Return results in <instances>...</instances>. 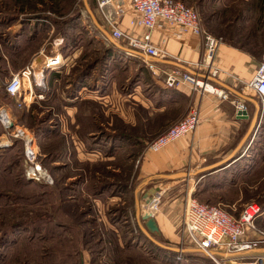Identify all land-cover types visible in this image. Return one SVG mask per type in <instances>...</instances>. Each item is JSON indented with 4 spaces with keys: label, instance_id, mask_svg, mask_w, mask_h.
I'll list each match as a JSON object with an SVG mask.
<instances>
[{
    "label": "rangeland",
    "instance_id": "1",
    "mask_svg": "<svg viewBox=\"0 0 264 264\" xmlns=\"http://www.w3.org/2000/svg\"><path fill=\"white\" fill-rule=\"evenodd\" d=\"M173 1H180L195 11L208 33L221 41L241 46L254 56L257 65L261 62L264 56V3H259L260 0ZM85 2L99 26L106 25L96 0ZM75 13L79 18L73 26L63 23ZM9 15H16L11 16L16 19L8 17L13 20L8 21ZM0 18V104L10 107L13 119L29 133L36 130L39 116L45 117L43 121L49 117L40 127L50 128L48 133L43 130L38 139L32 135L37 152L35 164L39 166L42 182H30L26 178L19 144L12 140L7 147L0 148V264H76L78 259L81 264H124V261L133 264V254H140L137 264H172L170 258L163 260L158 254L147 253L156 249L142 241L137 249L121 252L126 240L135 241L138 235L135 200L140 212L141 207L153 201L155 208L150 216L164 222L165 226L161 227L172 234L170 242H164L157 234L150 237L161 246L179 248V215L189 186V181L144 179L137 173L136 181L132 180L145 144L143 140L139 141L141 129L128 127L123 118L124 110L131 105L127 96L132 89L127 83L133 78L137 64L122 56L124 64L108 69L104 82L98 78L103 74L105 64L103 61L97 63L90 73L94 84L89 89L85 87L80 95L77 93V99L70 100L67 96L71 95L75 72L94 59L98 61L102 50L100 32L84 11L82 0H0ZM54 43L64 58L58 78L54 81V75L45 71L44 75L50 74L51 82L42 99L36 100L31 111L18 112L13 107V99L3 96L2 88L11 74L29 64L32 54L50 49ZM117 108L123 112H118ZM91 112L100 117L96 116L92 122L88 116ZM76 119L87 123L88 128L77 124ZM92 123L100 125V129L95 130ZM256 128L255 135L261 132L259 126ZM114 135L120 136L116 139L119 143H115L116 140L111 143ZM254 141L264 145L262 139L256 137ZM254 141L248 149L254 147ZM92 143L100 144L99 148H92ZM129 156L130 160L126 159ZM92 173L108 185L128 182V186L123 192L116 191L111 195L109 191L103 199H92L86 193L80 194L77 191L80 181L75 182L76 178H87ZM197 181L194 176L197 197H192L195 201L218 207L231 217H236L245 204H264V162L250 175L235 176L236 186L247 188L245 194L226 189L221 192L208 189L202 193V186L207 187L208 182L198 186ZM155 188H158L157 192ZM118 217L124 219L116 222ZM254 227L264 234V210L261 218L255 220ZM257 236L261 237L254 235ZM99 238L103 244H96ZM187 245L183 242V253H194ZM113 251H120L125 257L116 262ZM47 253H52L51 263L45 259ZM41 259H44L43 263L39 262ZM182 264L209 263L185 259Z\"/></svg>",
    "mask_w": 264,
    "mask_h": 264
},
{
    "label": "built area",
    "instance_id": "2",
    "mask_svg": "<svg viewBox=\"0 0 264 264\" xmlns=\"http://www.w3.org/2000/svg\"><path fill=\"white\" fill-rule=\"evenodd\" d=\"M96 3L106 23L104 29L109 33L111 39L129 50L141 52L150 58L160 60L168 58V52L165 49L166 37L160 36L157 43L151 41L152 32L160 30L165 25L173 28L171 34L175 38L179 39L187 35L199 37L202 54L198 66L207 70L208 77L203 75L199 79L185 72H170L164 78L163 84L167 88L189 85L193 89L198 88L205 92L216 93L222 98L225 97L222 91H218L207 82V79L215 77L217 72L213 62L221 39L211 35L201 26L198 14L191 8L186 7L180 1L173 0H96ZM123 15L129 16V26L142 29L138 36L127 34L118 28V20ZM99 34L101 40L107 42L105 36L101 32ZM122 52L123 58L127 61L137 58V55L130 51ZM142 63L147 70L155 73L152 63L145 60ZM63 65V54L54 43L48 53L38 52L26 67L11 74L4 85V92L8 97L18 99L25 84L30 85V82L33 81L38 88L42 87L44 72H59ZM247 87L258 99L259 117H261L264 112V56L254 70ZM41 99V94L34 96V100ZM15 106L20 109L22 103L17 102ZM236 109L244 111L242 105H236ZM198 122L197 111L191 109L167 128L164 133L150 142L146 147L147 152L150 155L159 153L165 147L188 137L196 130ZM0 126L3 131L0 137L1 144H9L12 140L21 144L26 178L42 182L37 169L39 166L35 164L37 152L32 134L27 132L22 125L15 123L10 113L4 108H0ZM27 169L34 171L38 180L29 176ZM184 181L186 183L189 181V186L179 215V242L181 245L178 249L182 250L183 242H187L189 250H197L198 254L204 255L214 264H263V256L245 255L259 249V245L264 244V234L259 233L254 227L255 220L261 218L262 215L260 207L254 203L245 204L237 217H231L218 207L198 204L192 197L194 177H188ZM257 234L261 237L255 238L254 235ZM182 253L183 251L178 252L175 258L180 260Z\"/></svg>",
    "mask_w": 264,
    "mask_h": 264
},
{
    "label": "crops",
    "instance_id": "3",
    "mask_svg": "<svg viewBox=\"0 0 264 264\" xmlns=\"http://www.w3.org/2000/svg\"><path fill=\"white\" fill-rule=\"evenodd\" d=\"M128 18V15H123L118 20V28L127 34L138 36L142 29L129 26ZM28 24L30 23L28 22ZM172 32L173 28L167 25L158 31L152 32V43H157L160 36L166 37L165 49L168 52V58L167 60H146L142 56L137 55L133 62L137 66L142 65L144 67L142 61H149L153 64L155 73L153 74L148 70L150 81L148 83L137 82L133 85L131 93L127 96L131 105L124 110V113H126L125 118L116 113L120 119H126L128 127L141 129L140 136L142 137L139 138V141L143 140L145 151H142V160L138 161L137 174L144 179L147 177L150 179L160 178L163 174L192 173L196 169L225 159L236 149L245 135L249 123L256 112V106L260 107L258 99L247 87L257 67L254 56L243 50L241 46L224 41L220 42L213 62L214 69L217 71L216 75L212 78L213 80L207 79V82L213 88L223 92L224 98L216 93L205 92L198 88L193 89L189 85H182L177 88L164 86L163 80L170 72H185L199 79L203 75L208 77L207 70L198 66L202 54V45L199 37L187 35L178 39L172 36ZM101 42L105 44L103 41ZM50 49L42 51L48 53ZM34 55H31L29 63ZM48 75L50 74L43 75L42 87L38 88L31 81L30 85H26L22 89L20 97L13 99V107L15 108V103H22L20 109L16 108L18 112L22 110L26 112L28 106L34 101V96L38 94L44 95L49 81ZM220 84L225 85L240 96L230 93L221 87ZM153 87H158V90H151ZM83 90L85 89L79 90L77 92L78 95ZM242 97L246 99H242ZM236 105L243 106L248 117L247 120L235 118ZM0 108H4L11 115L10 107L0 104ZM191 109L197 111L199 119L193 134L165 147L159 153L150 155L146 149L147 145ZM119 111L123 112L118 109ZM259 112L260 108L256 126L260 125L264 113L259 117ZM12 120L16 123L13 117ZM248 139L243 143L244 146L242 145L243 150L248 147L249 142L254 140V138L252 141ZM139 141L137 140V142ZM175 180L184 181L185 179L178 177ZM150 211L153 214L154 207L148 208L146 212L150 213ZM154 221L158 229L157 237L164 242H170L172 239L171 231H166L161 227L165 226L164 222L162 224L155 219ZM245 255H260L264 257V247H260Z\"/></svg>",
    "mask_w": 264,
    "mask_h": 264
},
{
    "label": "trees",
    "instance_id": "4",
    "mask_svg": "<svg viewBox=\"0 0 264 264\" xmlns=\"http://www.w3.org/2000/svg\"><path fill=\"white\" fill-rule=\"evenodd\" d=\"M259 3H264V0H260ZM11 16H16V15H9L6 17V19L8 21H11L10 19H16V18H12ZM8 17H11V18L9 19ZM77 18H79V14L75 13L74 15L68 16L66 19H64L63 23H67V24L70 23L71 26H73V24H75ZM102 27L106 28V25H102ZM101 44H102V50H101V55H100V58L98 59V61H97V59H94L93 62L83 65L82 68L77 69V71H76L77 73L75 72L74 76L72 77V83H71V89H70L71 95H70V97L67 96L68 98H70V100L77 99L76 94L79 90H81L82 88H85V87H87V89H89V87L92 84H94V81H95L94 77L91 76L90 73H91V71H93L95 69V66L97 65V63H101V61H103V63L105 64L102 66L103 74H100L99 78H98L99 80H104V82L108 76V72H107L108 69H110L113 65L124 64V62L122 61L123 52L121 50L116 48L111 42H107L106 44H103L101 42ZM135 70H136V72L134 73L133 78L130 79L127 83V87L129 86V88H131V89L133 88V85L136 84L137 82L148 83L150 81V77H149L150 73L142 65H138ZM50 74L54 75V81H55L58 78V74H60V73L50 72ZM50 82H51V80L48 81L47 84H50ZM89 82H91V84L87 85ZM151 90L157 91L158 87H153V88H151ZM2 94L4 97H8L4 92V87L2 88ZM35 102H37V101L34 100L28 106L29 111H31L32 109L35 108V107H33V104ZM88 116H89L90 120H92V122H93V120H96V116L100 117V115L93 114L92 112L89 113ZM43 118L45 119V117L39 116V118L36 119V123H38L36 130L33 129L30 131V133L33 136L35 135L36 138L38 137V135L43 130H45V132H47V133L50 130V128H48V127H45V128L40 127V126L44 125V123L48 120L49 117L46 116V121H43L44 120ZM76 123L81 124L82 126L88 128V124L81 121V119H76ZM93 126H94V124H93ZM94 127H95V130L100 129V125H96ZM259 128L261 129V132L260 133L257 132L255 135V138L257 137L259 140H261V139L264 140V113H263L262 121L259 125ZM2 132L3 131H2V128L0 126V133H2ZM41 134H43V133H41ZM84 137L85 136H83L82 138H84ZM119 137L120 136H116V135L111 136V139H112L111 143L113 141H115L116 139L118 140ZM255 138H254V140H255ZM117 140L115 143H119V141H117ZM13 142L16 144H19V146L21 147V144L18 141L14 140ZM254 142H255V144H254V147H252V149H250V148L248 149V147L246 148V151H248L249 153L242 152V151L237 152L231 160H229L227 163L220 166L219 168H217L213 171L196 174L195 177L199 180V182L197 181L198 186H202V185H200L201 182H208V185H207L208 188L205 187V185H204V186H202L203 188L201 189L200 192H202V193L207 192L208 189H216V190H219L221 192V191H224V189H226L229 191H235V192L237 191L236 194L238 192H239V194H242V193L245 194V191L247 188L244 187V188L239 189V187L236 186L237 184L235 182V176H238V174H241L244 176L250 175V174H252V172L255 169L257 170L259 165H261L264 162V154H261L262 152L264 153V145H262V143L261 144L257 143V141H254ZM99 146H100V144H98V143H92V148H99ZM110 147H108L107 149L109 150ZM6 149H8V148H6ZM21 158L23 160L22 150H21ZM126 159L130 160V156L127 157ZM136 173L137 172H135V175L132 179L133 181H136V176H137ZM79 181H80V183H79ZM27 182H29V181H27ZM75 182L79 183V185L76 183V185H78L77 191L80 192V194L86 193V195L91 197L92 199H97V198L100 199L102 196H106V194L108 195L109 191H110L109 192L110 194L112 192H116V191L117 192H123L126 190V188L128 186L127 185L128 182L125 184L116 183L117 185L111 184L113 186L108 185V183L101 182L100 177L95 175V173L90 174L87 178H83V179H82V177L76 178ZM131 184H132V182H131ZM40 185H42V184H40ZM46 185L47 184H44V186H46ZM111 187H113V188H111ZM195 193L193 190V193H192L193 197H195L197 195ZM103 198L104 197H102V199ZM258 206L260 207V209L262 211L264 210V204H263V206L262 205H258ZM121 218L124 219V217H118L116 222L121 220ZM68 222H70V220H68ZM115 241H117V240L115 239ZM140 241L147 243L149 245H152V247L154 249H156V251H147V253H150L151 256H155V254H158L160 257L163 258V260L170 258L169 262L172 264H182V261H184L185 259H188V261L200 260V261H203L205 263L214 264L210 259H208L204 255H201L198 253H192V254L191 253H182V257H183L182 259L183 260L180 259V261H176L175 257H176L177 253L167 251V250H163V249L155 246L146 237H144L139 230H138V235L135 237V241L134 240H131V241L126 240V243H125L124 247L121 249V252L122 251L125 252L126 250H129V249H132V250L137 249V247L140 245ZM132 242H133V244H132ZM96 244H103L102 240L99 238L96 241ZM63 247H65V245H63L62 248ZM121 252L120 251H119V253H118V251L112 252L113 257L115 258L116 262L119 261V258L123 259L125 257L122 255ZM133 253H134V251H133ZM139 256H140V254H133V264H137L139 262ZM45 259L49 260L51 263L52 262V253H49V254L47 253ZM43 260L44 259H41V261H39V262L43 263L44 262ZM76 264H81L79 262V259L77 260ZM124 264H129V262L126 263L124 261Z\"/></svg>",
    "mask_w": 264,
    "mask_h": 264
},
{
    "label": "water",
    "instance_id": "5",
    "mask_svg": "<svg viewBox=\"0 0 264 264\" xmlns=\"http://www.w3.org/2000/svg\"><path fill=\"white\" fill-rule=\"evenodd\" d=\"M82 3H83L84 11L87 13V15H89V17H90L93 25L96 28H98V30L105 36L106 40L108 42H111L116 48H118L121 51H130V52L134 53L135 55L142 56V58L143 59H146V60H151V59L152 60H158V59H155V58H150V56H145L141 52H138V51H135V50H129L128 48H125V47L117 44L116 42H114L111 39L109 33L105 29H103L101 26H99V24L96 22L94 16L92 15V13L90 12V10H89V8L87 6L85 0H82ZM208 79L209 80H213L212 78H208ZM220 86L223 87L224 89H226L227 91H229L230 93H232L234 95H237V96H240L238 93H236L235 91H233L230 88L226 87L225 85L220 84ZM242 99H246V98L242 97ZM258 110H259V108H258V106H256V112L253 115V117H252V119H251V121L249 123V127L246 130L245 135L243 136V138L239 142V144L236 147V149L234 151H232L225 159H223V160H221L219 162L213 163L211 165L202 167L200 169H196L192 173H189L188 172V173H179V174H174V175L173 174H170V175H161L160 178L161 179H165V180H175L178 177H181L183 179H187L188 177H194L196 174H199V173L213 171V170L219 168L220 166L224 165L225 163H227L229 160H231L233 158V156L237 152H240V150L244 146L243 143L245 142V140L247 138H249V140H252L253 137L255 136V133L254 132H256V129H257L256 127H258V126H256V121L258 119ZM235 118L236 119H240V120H247L248 119L246 112L243 111V110H240V109H236ZM241 146H242V148H241ZM5 147H7V146L4 145V146H2L0 148L3 149ZM28 180H30V179H28ZM157 191H158V188H155V192H157ZM134 202H135V206H136V209H135V220H136V223L138 224V227H139V230L141 231V233L151 243H153L155 246H157V247H159V248H161L163 250L171 251V252H174V253H178L180 251H183V250H180L178 248H170V247L161 246L159 243H157L156 241H154L150 237V235H155L158 232V229H157V226H156V223H155L154 219L149 214H146V213L141 214L140 211H139V208H138V202H136V200ZM191 252L197 253V250H191ZM231 256H240V255H231Z\"/></svg>",
    "mask_w": 264,
    "mask_h": 264
},
{
    "label": "bare ground",
    "instance_id": "6",
    "mask_svg": "<svg viewBox=\"0 0 264 264\" xmlns=\"http://www.w3.org/2000/svg\"><path fill=\"white\" fill-rule=\"evenodd\" d=\"M255 133V132H254ZM2 146H4L3 144H1L0 143V147H2ZM27 174L29 175V176H32L33 178H35L36 180H38V177H37V175H36V173L34 172V171H32L31 169H27ZM163 189V188H162ZM154 205V206H153ZM141 206V205H140ZM152 207H154L155 208V204H154V202L153 201H151V202H149L148 204H146L145 206H143V207H141V214H143V213H145L147 210H148V208H152ZM144 209V210H143ZM144 211V212H143ZM149 214H152V212L150 211V213Z\"/></svg>",
    "mask_w": 264,
    "mask_h": 264
},
{
    "label": "flooded vegetation",
    "instance_id": "7",
    "mask_svg": "<svg viewBox=\"0 0 264 264\" xmlns=\"http://www.w3.org/2000/svg\"><path fill=\"white\" fill-rule=\"evenodd\" d=\"M143 235V234H142ZM144 236V235H143ZM153 237H155L154 235H152ZM145 237V236H144Z\"/></svg>",
    "mask_w": 264,
    "mask_h": 264
}]
</instances>
